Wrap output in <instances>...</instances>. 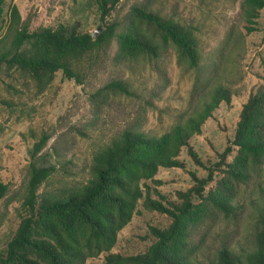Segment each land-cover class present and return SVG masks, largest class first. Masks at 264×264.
I'll use <instances>...</instances> for the list:
<instances>
[{
  "label": "rangeland",
  "instance_id": "1",
  "mask_svg": "<svg viewBox=\"0 0 264 264\" xmlns=\"http://www.w3.org/2000/svg\"><path fill=\"white\" fill-rule=\"evenodd\" d=\"M241 4L242 0H120L104 19L94 0H7L0 21V55L11 47L12 6L21 14L20 27L28 24L30 32L64 26L80 34L100 31L99 36L109 25L118 26L109 48L83 62L81 85L57 72L41 93L29 75L6 63L0 65V178L9 185L0 202V252L5 253L25 215V184L32 164L53 167L39 199L64 196L91 179L94 155L120 132L135 127L156 136L169 133L193 112L215 81L230 86L234 97L230 104L222 103L202 133L190 141L202 164L184 148L180 159L186 170L161 168L147 181L149 195L181 203L179 193L195 186L190 172L195 173L208 181L205 197L229 198L238 207L226 216L193 194L198 209L192 220L191 249H196L200 264H208L224 244L249 249L258 205L264 203V159L257 166L248 164L247 157L238 160L240 153L232 142L243 106L264 86V10L257 31L248 34ZM139 6L181 23L198 36L202 54L198 69L181 61L172 44L159 59L125 55L123 41L138 28L132 10ZM31 45L26 43L23 51ZM116 80L126 82L131 94L104 89ZM44 135L50 138L37 154L35 144ZM232 170L251 174L246 182H239ZM171 223L169 216L146 209L142 199L111 253L145 254L156 242L151 227L166 228ZM106 255L91 257L86 264H104Z\"/></svg>",
  "mask_w": 264,
  "mask_h": 264
},
{
  "label": "trees",
  "instance_id": "2",
  "mask_svg": "<svg viewBox=\"0 0 264 264\" xmlns=\"http://www.w3.org/2000/svg\"><path fill=\"white\" fill-rule=\"evenodd\" d=\"M94 1L104 19L120 2ZM6 2L0 0V21ZM241 8L243 29L248 34L257 31L264 0H242ZM132 15L138 28L132 29L124 38L123 50L127 57L159 59L167 51V45L172 44L179 59L190 68L201 66L200 41L191 29L143 6L135 7ZM9 21L13 31L11 47L6 54L0 55V65L6 63L29 75L41 93L51 85L57 72L81 85L83 62L94 53L109 48L118 26L117 23L109 25L96 38L64 26L30 32L28 24L20 27L21 14L16 6L10 8ZM29 42H32L31 48L23 51ZM104 89L131 94L128 84L121 80L109 83ZM233 97L230 86L215 81L193 112L169 133L156 136L135 127L123 130L94 155L91 179L64 196H48L40 200L38 192L53 167L32 164L25 184V215L5 253L0 252V264H86L89 258L102 253H107L104 264H200L196 249H191L194 238L192 220L198 209L193 194L226 216L235 214L238 207L229 198L205 197L202 193L208 181L199 179L193 172L190 174L196 184L187 192L179 193L181 203L153 199L147 181L161 168L186 170L180 159L184 148H188L196 162L202 164L190 141L202 133L215 110L222 103L230 104ZM49 138L44 135L35 144V153L42 151ZM232 145L239 150L238 160L247 157L250 165L262 164L264 86L243 106ZM250 174L231 171L239 182H246ZM8 193L9 185L0 178V202ZM142 199L146 209L169 216L172 223L166 228L151 227L156 242L145 254L124 257L111 253L120 230L138 212ZM258 208L249 249L241 244H224L208 264H264V203Z\"/></svg>",
  "mask_w": 264,
  "mask_h": 264
},
{
  "label": "water",
  "instance_id": "3",
  "mask_svg": "<svg viewBox=\"0 0 264 264\" xmlns=\"http://www.w3.org/2000/svg\"><path fill=\"white\" fill-rule=\"evenodd\" d=\"M99 32H100V31H95V32L92 34L93 37H95V38L98 37Z\"/></svg>",
  "mask_w": 264,
  "mask_h": 264
}]
</instances>
